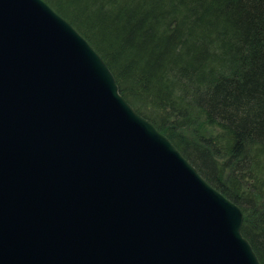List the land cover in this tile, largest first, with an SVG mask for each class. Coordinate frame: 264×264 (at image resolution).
I'll return each instance as SVG.
<instances>
[{
    "label": "water",
    "instance_id": "1",
    "mask_svg": "<svg viewBox=\"0 0 264 264\" xmlns=\"http://www.w3.org/2000/svg\"><path fill=\"white\" fill-rule=\"evenodd\" d=\"M242 221L64 18L0 0V264H260Z\"/></svg>",
    "mask_w": 264,
    "mask_h": 264
},
{
    "label": "trees",
    "instance_id": "2",
    "mask_svg": "<svg viewBox=\"0 0 264 264\" xmlns=\"http://www.w3.org/2000/svg\"><path fill=\"white\" fill-rule=\"evenodd\" d=\"M243 216L264 264V0H44Z\"/></svg>",
    "mask_w": 264,
    "mask_h": 264
}]
</instances>
